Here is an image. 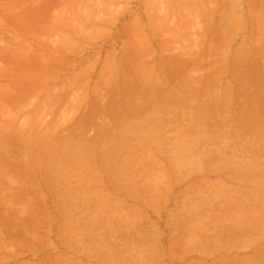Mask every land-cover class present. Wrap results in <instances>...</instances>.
<instances>
[{
  "label": "rangeland",
  "instance_id": "obj_1",
  "mask_svg": "<svg viewBox=\"0 0 264 264\" xmlns=\"http://www.w3.org/2000/svg\"><path fill=\"white\" fill-rule=\"evenodd\" d=\"M0 200V264H264V0H0Z\"/></svg>",
  "mask_w": 264,
  "mask_h": 264
},
{
  "label": "bare ground",
  "instance_id": "obj_2",
  "mask_svg": "<svg viewBox=\"0 0 264 264\" xmlns=\"http://www.w3.org/2000/svg\"><path fill=\"white\" fill-rule=\"evenodd\" d=\"M196 1H197V0H196ZM213 1H214V0H213ZM109 126H110V125H109ZM134 128H135V127H134ZM110 129H111V128H110ZM111 131H112V130H111ZM111 131H110V132H111ZM110 132H109V133H110ZM112 132H113V131H112ZM112 132H111V133H112ZM115 132H116V131H115ZM115 132H114V133H115ZM120 132H121V130H120ZM121 133H122V132H121ZM129 133L131 134L132 132H129ZM133 133H134V131H133ZM124 134H125V133H123V135H124ZM130 134H129V136H130ZM112 135H113V134H112ZM134 135H135V134H134ZM129 136H128V137H129ZM131 136H132V135H131ZM122 137H123V136H122ZM128 142H129V141H128ZM131 143H132V142H131ZM134 143H135V141H134ZM116 144H117V143H116ZM127 144H128V143H127ZM135 144H136V143H135ZM135 144H134L133 146H135ZM103 146H104V145H103ZM106 147H107V146H106ZM107 149H108V148H107ZM99 150H100V149H99ZM100 152H101V151H100ZM102 153H103V152H102ZM100 155H101V154H100ZM104 156L106 157V155H104ZM104 156H103V157H104ZM113 156H114V155H113ZM101 157H102V156H101ZM132 157H133V156H132ZM133 158H134V157H133ZM115 159H117V158L115 157ZM130 159H132V158H130ZM130 159H129V161H130ZM140 159H142V158H140ZM105 161H106V160H105ZM137 161H138V160H137ZM141 161H142V160H141ZM146 161H147V160H146ZM153 161H155V160H153ZM150 162H151V161H150ZM124 163H125V162H124ZM124 163H123V164H124ZM129 163H130V162H129ZM151 163H153V162H151ZM86 164H87V165H85V167L88 166V162H86ZM123 164H121V165L124 166ZM126 164H128V163H126ZM122 166H121V167H122ZM125 167H126V166H125ZM127 167H128V166H127ZM122 168H124V167H122ZM124 169H125V168H124ZM124 169H123V170H124ZM128 169H129V168H128ZM129 170H130V169H129ZM124 172H125V171H124ZM127 172H128V171H127ZM129 172H130V171H129ZM9 194L13 195L12 193H9ZM7 195H8V194H7ZM11 195H10V197H12ZM13 196H14V195H13ZM5 197H9V196H5ZM10 197H9V199H10ZM12 198H13V197H12ZM19 198H20V197L18 196L17 199H19ZM2 199H4V196H3ZM9 199H6V201L9 200ZM13 199L15 200V198H13ZM14 200L12 201V203H14ZM27 200H29V199H27ZM30 200H31V202H33L35 199H34V198H31ZM37 200H38V199H37ZM37 200H36V201H37ZM0 201L2 202V200H0ZM6 201L4 200L5 203H6ZM36 201H35V202H36ZM1 202H0V203H1ZM8 202H9V201H8ZM10 202H11V200H10ZM25 202H27V201H25ZM38 202H39V201H38ZM2 203H3V202H2ZM5 203H4L3 205H6ZM7 204H8V203H7ZM33 204H34V202L32 203V205H33ZM37 204H38V203H37ZM68 204L71 205V203H68ZM75 204H76V202H75ZM8 205H9V204H8ZM8 205H7V206H8ZM16 205H17V203H16ZM25 205H26V204H25ZM25 205H24V206H25ZM29 205H30V204H29ZM29 205H28V206H29ZM32 205H31V206H32ZM72 205H73V201H72ZM7 206H6V207H7ZM9 206H10V205H9ZM14 206H15V204H14ZM26 206H27V205H26ZM39 206H40V205H39ZM67 206H68V205H67ZM73 206H74V205H73ZM78 206H79V205H78ZM12 207H13V205H12ZM22 207H23V204H22ZM34 207L36 208V206H34ZM34 207L32 206V208H34ZM69 207H70V206H69ZM75 207H77V206H74L73 209H74ZM10 208H11V207H10ZM13 208H14V207H13ZM17 208H18V207H17ZM17 208H15V209H17ZM23 208H24V207H23ZM27 208H28V210H30L31 207H27ZM11 209H12V208H11ZM37 209H38V208H37ZM64 209H65V208H64ZM67 209H69V208H67ZM73 209H72V210H73ZM9 210H10V209H9ZM12 210H13V209H12ZM72 210H71V211H72ZM15 211H16V210H15ZM20 211H21V208H20ZM20 211H16V213H19V214H20V213H21ZM24 211H26V207H25ZM34 211H36V210H32L33 213H34ZM42 211H44V209H42ZM71 211H70V212H71ZM22 212H23V211H22ZM14 213H15V212H14ZM24 213H25V212H24ZM28 213H29V212H28ZM36 213H37V212H36ZM71 213H72V214L69 213L70 216L73 215V211H72ZM120 213H121V212H120ZM21 214H22V213H21ZM26 214H27V211H26ZM26 214H25V215H26ZM121 214H122V213H121ZM15 215H16V214H15ZM17 215H18V214H17ZM17 215H16V216H17ZM36 215H37V214H36ZM19 216H20V215H19ZM19 216H18V217H19ZM37 216H38V215H37ZM10 217L13 218L14 216L11 215ZM22 217H24V215H22ZM34 217H36V216H34ZM38 217H40V215H39ZM89 217H92V216H89ZM93 217H94V216H93ZM93 217H92V218H93ZM97 217H98V216H97ZM118 217H119V216H118ZM36 218H37V217H36ZM73 218H74V216H73ZM75 218H76V217H75ZM75 218H74V219H75ZM3 219H4V218H3ZM34 219H35V218H34ZM37 219H38V218H37ZM37 219H36V224H37ZM90 219H91V218H90ZM95 219H96V217H95ZM99 219H100V218H99ZM113 219H115V218H113ZM117 219H118V218H117ZM117 219H116V221H118ZM30 220H31V219H30ZM30 220H29V221H30ZM41 220H42V219H40V221H41ZM68 220H69V218H68ZM85 220H86V222H87V219H85ZM85 220H84V221H85ZM100 220H102V222H103V219H102V218H101ZM119 220H120V218H119ZM12 221H16V220L14 219V220H12ZM27 221H28V220H27ZM31 221H32V220H31ZM65 221H66V220H65ZM73 221H74V220H73ZM91 221H92V220H91ZM98 221H99V220H98ZM105 221H106V218L104 219V222H103V223H105V226H103V227H106V222H105ZM5 222L7 223V222H9V221H5ZM19 222H20V221H19ZM25 222H26V221H24L23 224H25ZM75 222H77L76 219H75ZM75 222H72V223L74 224ZM92 222H93V221H92ZM92 222H91V223H92ZM26 223L28 224V222H26ZM29 223H31V222H29ZM68 223H69V222H68ZM112 223H113V220H112L111 224H112ZM119 223H120V221H119ZM17 224H19L18 221H17ZM21 224H22V223H21ZM34 224H35V223H34ZM76 224H77V223H76ZM76 224H75V226H76ZM86 224H87V223H86ZM95 224H96V223H95ZM114 224L117 225V222H116V223L114 222ZM3 225H4V223H3ZM5 225H6V224H5ZM25 225H26V224H25ZM32 225H33V224H32ZM32 225H31V226H32ZM38 225H39V224H38ZM40 225H42V223H41ZM65 225H66V224H65ZM84 225H85V224H84ZM101 225H102V224H101ZM101 225H100V226H101ZM109 225H110V224H109ZM6 226H7V225H6ZM8 226H9V225H8ZM70 226H71V225H70ZM87 226H89V224H88ZM87 226H86V227H87ZM92 226H93V225H92ZM112 226L115 227V225H112ZM21 227H22V226H21ZM27 227H29V226L27 225ZM27 227H25V228H27ZM32 227H34V225H33ZM38 227H41V226H38ZM65 227L68 228L67 226H65ZM71 227H72V226H71ZM71 227H70V228H71ZM103 227H97V228L99 229V228H103ZM107 227H108V226H107ZM107 227H106V228H107ZM117 227H118V226H117ZM23 228H24V226H23ZM34 228H35V227H34ZM70 228H69V229H70ZM84 228H85V226H84ZM89 228H90V227H89ZM106 228H105V230H106ZM7 229H8V228H7ZM76 229H78V228H75V230H76ZM81 229H83V228L81 227ZM25 230H26V229H24V232H25ZM29 230H30V228H29ZM37 230H39V229L37 228ZM37 230H36V231H37ZM72 230H73V229H72ZM85 230H86V229H85ZM88 230H89V229H88ZM88 230H87V231H88ZM93 230H94V229H93ZM100 230H102V229H100ZM103 230H104V229H103ZM109 230H110V229H109ZM109 230H108V228H107L106 231H109ZM112 230H113V229H112ZM118 230H119V229H118ZM73 231H74V230H73ZM97 231H98V230L96 229V232H97ZM28 232H30V231H28ZM32 232H33V230H32ZM77 232H78V231H77ZM89 232H90V230H89ZM111 232H112V231H111ZM114 232H115V231H114ZM118 232H119V231H118ZM118 232H117V233H118ZM73 233H74V232H72V234H73ZM84 233H85V232H84ZM103 233H104V231H103ZM103 233H102V235H104ZM27 234H28V233H27ZM37 234H38V233H37ZM75 234H76V233H75ZM82 234H83V233H82V231H81V234H80V235H82ZM107 234H108V232H107ZM111 234H112V233H111ZM113 234H114V233H113ZM28 235H29V234H28ZM78 235H79V233H78ZM89 235H90V233H89ZM97 235H98V234H96V237H97ZM118 235H120V233H119ZM82 236H84V235H82ZM86 236H87V235H86ZM108 236H109V235H108ZM17 237H19V235H18ZM77 237H78V236H77ZM77 237H76V238H77ZM96 237H95V239H96ZM110 237H111V236H110ZM112 237H113V236H112ZM112 237H111V238H112ZM118 237H120V236H118ZM78 238L80 239V237H78ZM100 238H102V237L100 236ZM103 238H104V236H103ZM103 238H102V239H103ZM105 238H106V239H105ZM105 238H104V241H105V240H110V239H111V238H110V239L107 238L106 236H105ZM116 238H117V237H116ZM18 239H19V238H18ZM91 239H92V238H91ZM114 239H115V238H114ZM114 239H111V241L113 242V244H114V243H119L120 240H119L118 242H114ZM120 239H121V238H120ZM104 241H103V242H104ZM111 241L108 242V243L110 244ZM80 242H81V241H80ZM97 242H98V241H97ZM100 242H102V241H100ZM105 242H106V241H105ZM234 242H236V241H234ZM20 243H22V241H21V237H20ZM93 243H94V245H95V242H93ZM98 243H99V242H98ZM237 243H239V242H237ZM96 244H97V243H96ZM99 244H100V243H99ZM104 244H105V243H104ZM111 244H112V243H111ZM113 244H112V245H113ZM95 246H96V245H95ZM105 246H107V244H106ZM105 246H104V247H105ZM110 246H111V245H110ZM102 247H103V244H102ZM108 248L111 249L112 247H109V246H108ZM108 248H107L106 250H108ZM112 250H114V249H112ZM117 251H118V250H117ZM119 251H120V250H119ZM115 253H116V252H115ZM121 253H122V252H120V255H121ZM117 254L119 255V252H117ZM111 255H112V254H111ZM113 255H114V254H113ZM110 257H112V256H110ZM63 262H64V261H63ZM65 262H67V261H65ZM53 264H54V263H53ZM64 264H65V263H64Z\"/></svg>",
  "mask_w": 264,
  "mask_h": 264
}]
</instances>
